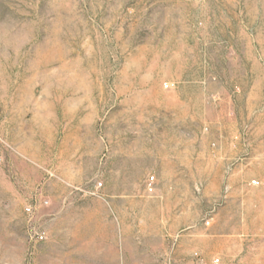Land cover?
<instances>
[{
  "label": "rangeland",
  "instance_id": "374dc122",
  "mask_svg": "<svg viewBox=\"0 0 264 264\" xmlns=\"http://www.w3.org/2000/svg\"><path fill=\"white\" fill-rule=\"evenodd\" d=\"M0 264H264V0H0Z\"/></svg>",
  "mask_w": 264,
  "mask_h": 264
},
{
  "label": "built area",
  "instance_id": "2783aa9c",
  "mask_svg": "<svg viewBox=\"0 0 264 264\" xmlns=\"http://www.w3.org/2000/svg\"><path fill=\"white\" fill-rule=\"evenodd\" d=\"M153 179H154V178H152V180H153ZM149 183H150V188L152 189V182H149ZM206 223H207V225H209V224H210V221H207ZM39 239H41V240L44 239V236H43V235H40V236H39Z\"/></svg>",
  "mask_w": 264,
  "mask_h": 264
}]
</instances>
